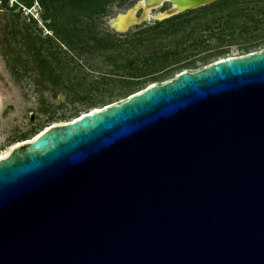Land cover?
<instances>
[{
	"label": "water",
	"instance_id": "obj_1",
	"mask_svg": "<svg viewBox=\"0 0 264 264\" xmlns=\"http://www.w3.org/2000/svg\"><path fill=\"white\" fill-rule=\"evenodd\" d=\"M219 1L141 0L112 26ZM0 264H264V51L153 85L0 161Z\"/></svg>",
	"mask_w": 264,
	"mask_h": 264
},
{
	"label": "trees",
	"instance_id": "obj_2",
	"mask_svg": "<svg viewBox=\"0 0 264 264\" xmlns=\"http://www.w3.org/2000/svg\"><path fill=\"white\" fill-rule=\"evenodd\" d=\"M117 1L17 0L12 7L11 0L1 1L0 15L13 14L4 33L11 30L6 41L17 44L14 75L36 73L47 80L46 91L66 95L72 105L107 107L185 71L225 60L239 43L241 56L264 51V0H221L128 33L105 32L98 20L109 16ZM36 4L44 10L42 20L53 37H42L39 20L32 15L23 19V9ZM24 54L31 57L33 67L27 68Z\"/></svg>",
	"mask_w": 264,
	"mask_h": 264
},
{
	"label": "rangeland",
	"instance_id": "obj_3",
	"mask_svg": "<svg viewBox=\"0 0 264 264\" xmlns=\"http://www.w3.org/2000/svg\"><path fill=\"white\" fill-rule=\"evenodd\" d=\"M1 1L3 0H0V5ZM140 1L116 2L110 8V15L98 20L100 28L105 32L115 33L116 30L113 28L112 22L120 14L127 13L133 9ZM10 4L11 7L14 5V3ZM170 8L171 5L167 4L164 9H161L157 13L164 12ZM23 10L25 11L24 20L27 18V15H32L35 19L39 20L38 30L44 39L54 36V32L42 20L43 10L40 5L36 4V7L31 10ZM19 12L20 10L18 9L15 13ZM12 15L7 12H3L0 15V161L8 159L18 147L34 141L53 127L75 122L85 115L109 107L86 108L83 104L72 105L68 102L66 95L60 94L59 96H55L53 93L46 91V87H48L47 80L42 81L38 79L34 72L27 75L20 72V76L16 77L13 69L17 66L14 62L15 57H17L15 52L17 44L6 41L8 38H11V30L4 33L5 26L13 22ZM241 44L239 43L230 48L231 52L227 59L244 57L241 56L243 49ZM63 50H66V48H63ZM9 52L12 53L10 54ZM6 53L9 54L6 55ZM24 59L25 61H29L27 68L33 67L31 57L24 54ZM186 72L189 71L183 73ZM183 73L176 75V78ZM43 106L49 109L50 114L42 112ZM78 111L80 112V117H76Z\"/></svg>",
	"mask_w": 264,
	"mask_h": 264
},
{
	"label": "flooded vegetation",
	"instance_id": "obj_4",
	"mask_svg": "<svg viewBox=\"0 0 264 264\" xmlns=\"http://www.w3.org/2000/svg\"><path fill=\"white\" fill-rule=\"evenodd\" d=\"M126 3L129 1V0H124ZM117 2H122V0H118ZM43 12H44V10H43ZM141 14H142V12L141 13H139V15H138V17L140 18L141 17ZM43 22L44 23H46L44 20H43ZM48 27V26H47ZM137 27V26H136ZM135 28V27H134Z\"/></svg>",
	"mask_w": 264,
	"mask_h": 264
},
{
	"label": "clouds",
	"instance_id": "obj_5",
	"mask_svg": "<svg viewBox=\"0 0 264 264\" xmlns=\"http://www.w3.org/2000/svg\"><path fill=\"white\" fill-rule=\"evenodd\" d=\"M11 3L13 4L14 3V0H11Z\"/></svg>",
	"mask_w": 264,
	"mask_h": 264
}]
</instances>
